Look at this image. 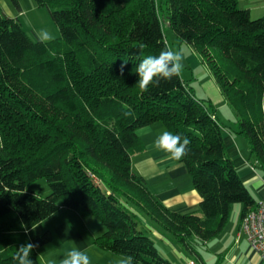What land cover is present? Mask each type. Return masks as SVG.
I'll return each mask as SVG.
<instances>
[{
    "label": "trees",
    "instance_id": "16d2710c",
    "mask_svg": "<svg viewBox=\"0 0 264 264\" xmlns=\"http://www.w3.org/2000/svg\"><path fill=\"white\" fill-rule=\"evenodd\" d=\"M34 1L49 8L60 32L47 45L18 18L0 15V264H16L27 242L39 245L30 255L39 264L37 249L52 238L42 220L60 207L102 222L99 247L133 263L172 264L133 209L193 253L194 238L216 236L233 203L242 204L240 218L256 206L209 101L180 75L148 92L138 87L140 60L168 48L155 0ZM164 4L167 25L206 63L236 115V132L264 160V16L251 18L236 0ZM154 122L191 141L180 162L200 196L197 209L166 207L132 171L131 156L142 148L137 130ZM38 178L48 183L46 196L25 188Z\"/></svg>",
    "mask_w": 264,
    "mask_h": 264
},
{
    "label": "crops",
    "instance_id": "0c3cea01",
    "mask_svg": "<svg viewBox=\"0 0 264 264\" xmlns=\"http://www.w3.org/2000/svg\"><path fill=\"white\" fill-rule=\"evenodd\" d=\"M1 14L18 18L20 21L19 17L23 15V9L20 4L19 7H16L10 0H0ZM194 54L191 52L186 56L188 65L193 69L201 67L200 59ZM199 85L202 89V95L203 93L206 95L200 98L205 97L203 99L208 100L212 108L214 105L217 109L218 106L223 108L229 105L210 74ZM192 91L196 93L194 88ZM218 120L222 124L226 152L240 178L257 202L264 197V177L260 175L255 166V162H259L255 159L252 163L251 159L254 153L251 151L248 142L246 144L244 140L241 141L237 137L242 136V134L236 132V127L231 126L229 130L225 128V123L230 119ZM232 120L236 121V119ZM165 130L168 131L161 122H154L137 130L142 148L135 151L131 156L132 171L145 179L150 190L166 207L178 212L197 209L200 196L192 184L191 175L186 167L180 161L166 159V153L156 150L153 146L155 139ZM145 223L149 224L148 221ZM42 225L51 231L52 238L47 244L37 249L39 264H60L66 250L72 247L86 250L91 259V264H119L125 257L99 247L95 243V239L104 231L102 222L92 216H82L72 208L60 207L43 219ZM149 225L153 227L151 224ZM154 232H158L163 248L168 247L174 254L176 252L179 261L183 262L184 256L173 245L170 238L161 231L155 230ZM229 241L230 238L222 240L223 245H226L227 248L214 264H264L259 256L250 249L239 228L232 240ZM157 249L159 250V247Z\"/></svg>",
    "mask_w": 264,
    "mask_h": 264
},
{
    "label": "rangeland",
    "instance_id": "374dc122",
    "mask_svg": "<svg viewBox=\"0 0 264 264\" xmlns=\"http://www.w3.org/2000/svg\"><path fill=\"white\" fill-rule=\"evenodd\" d=\"M21 8L23 9V15L19 17L20 22L22 23V26L24 30L27 32V34L33 39L36 40V31L41 28H47L50 31L53 32V34L57 37L60 36V32L58 27L53 23L49 8L47 7H39L34 0H18ZM158 9L161 12L162 16V30L168 45V48H171L173 50H179L184 59H183V69L180 74V76L186 80V83L190 86L191 89L194 88L196 90L194 93L197 97L206 96L202 95V89L200 88L199 83L203 79H205L209 74L214 78L212 73L210 72L208 66L206 63L202 62L200 59V55L196 53L192 46L186 42H180L178 38L174 35L172 29L167 25L166 20L164 19V16L162 15L163 9L165 7L164 1L165 0H155ZM11 2V0H10ZM238 7L240 8H247L249 9L250 17L251 18H258L261 16H264V0H237ZM59 4H54L53 7H58ZM28 21L26 23L25 21ZM37 41V40H36ZM80 52L85 51V47L78 49ZM191 52L195 53L201 62V67H197L195 69L190 68L188 65V61L186 59V56L188 54H191ZM194 54V55H195ZM104 55H107L104 53ZM192 65V64H191ZM206 65V66H205ZM206 72V73H205ZM215 84L218 86V89L221 91L218 83L216 82L214 78ZM214 94V93H213ZM205 98V97H202ZM207 98V97H206ZM206 100V99H205ZM218 106V105H217ZM214 113L217 116L218 119H230L227 120L225 123L226 129H231L230 127H236V121L234 122L232 119H236V115L234 114V111L230 105H227L223 108L218 109L216 105L213 106ZM239 139L244 140V143L247 144V139L242 135L237 136ZM255 159L259 162H255V166L260 173L262 177H264V160H260L257 158L256 155H252V163L255 161ZM26 190L33 191L39 196H46L49 193V186L45 178H38L32 182H29L26 185ZM135 213L138 216L139 219V228L143 230L146 234H148L154 241L155 246L159 247V254L163 256L164 258L168 259L172 264H186V262L189 259L195 260L198 264H214L217 260H219L220 256L226 251V245H223L222 240H228L230 238V241L234 237L235 233L237 232L239 228V219H240V212L242 210V204L241 203H233L230 208L228 219L222 228V230L213 238L203 241L198 238H194L193 246L195 252L188 251L182 244L178 243L174 237L166 230H164L162 227H160L156 222L152 221L144 212L135 210ZM145 221H148L149 224H151L153 227H151L149 224H146ZM153 229V230H152ZM161 231L162 233H165V236L170 238V241H172L173 245L177 248L179 252H181V255H183V262H180L177 258V253L172 252L168 247H164L161 245L163 244L160 236L158 235V232L154 231ZM228 234V236H227ZM227 236V237H226ZM224 237H226L224 239ZM229 241V242H230ZM164 250V251H163ZM185 260V262H184ZM187 260V261H186Z\"/></svg>",
    "mask_w": 264,
    "mask_h": 264
},
{
    "label": "clouds",
    "instance_id": "9594fccd",
    "mask_svg": "<svg viewBox=\"0 0 264 264\" xmlns=\"http://www.w3.org/2000/svg\"><path fill=\"white\" fill-rule=\"evenodd\" d=\"M25 22L28 23L27 19ZM35 35L36 40L45 45L56 39L53 32L47 28L37 30ZM183 59L179 50L171 48L161 50L158 55H148L141 59L136 67V74L139 77L137 84L140 91L148 92L150 86H159L161 80L171 81L174 77H179L184 67ZM124 66V64L121 65V75H123ZM125 115H131V113ZM190 143L188 137L165 130L155 139L153 146L156 150L166 153V159L180 161L188 154ZM38 226L39 224L33 222L31 230L34 231ZM21 227L25 229V232L29 230L23 222H21ZM38 246L32 242L20 245L13 257L16 264H33L30 255ZM60 264H91V259L86 250L72 247L66 250ZM119 264H133V257L126 256Z\"/></svg>",
    "mask_w": 264,
    "mask_h": 264
},
{
    "label": "built area",
    "instance_id": "2783aa9c",
    "mask_svg": "<svg viewBox=\"0 0 264 264\" xmlns=\"http://www.w3.org/2000/svg\"><path fill=\"white\" fill-rule=\"evenodd\" d=\"M239 231L245 236L250 249L264 262V197L241 217ZM187 264L198 263L189 259Z\"/></svg>",
    "mask_w": 264,
    "mask_h": 264
}]
</instances>
